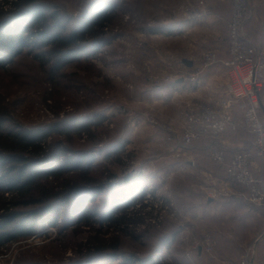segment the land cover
Instances as JSON below:
<instances>
[{
  "label": "rangeland",
  "instance_id": "obj_1",
  "mask_svg": "<svg viewBox=\"0 0 264 264\" xmlns=\"http://www.w3.org/2000/svg\"><path fill=\"white\" fill-rule=\"evenodd\" d=\"M12 1L22 3L0 0V29L6 26L9 31H19L20 27H29L27 32L38 30L30 27L29 20L17 19L20 16L18 9L11 6ZM32 1L46 14L57 12L65 26L63 34L77 28L94 4L110 22L93 30V35L84 41L88 52L66 64L55 80L57 85L46 80L48 74L38 69L31 54L26 55L28 48L22 55L8 57L0 69V99L8 105L9 120L30 131L56 124L63 129L74 120L81 124L85 118L105 116L102 125L90 128V132L97 133L95 137L101 143L95 146L102 151L96 154L92 167L94 172L106 169L115 174L111 179L114 188H106L88 205L103 211L108 206L103 203L104 197L110 201L115 195L128 204L125 222L94 223L66 235L57 234L55 228L37 227L32 236L7 243L0 264H15L20 256L40 264H75L86 249L97 247L104 253L97 264H124L128 257L139 259L142 264H210L209 259L196 263L187 260L185 247L195 250L204 235L210 233L212 237L201 220L208 206L206 198L220 186L239 191L241 187L227 181L223 167L213 163L208 155L190 156L187 151L195 144L186 147L178 141L187 106L204 100L193 94V85L184 89L185 95L176 89L172 94L168 87L190 70L184 59L192 61L193 68L204 52L215 51L216 64L224 66L232 0L229 15L227 0H219L222 19L217 24L208 20L214 0ZM248 10L244 36L258 56L264 58V0H248ZM48 21L52 23L51 19ZM175 22L188 24L183 28L184 35L180 29L170 37L163 32V36L154 33L156 28L175 26ZM261 85L260 113L264 118V70ZM67 136L74 140V147H82L87 139L86 135L77 139L74 133ZM47 139H62L69 144L64 135L53 134ZM120 143L119 150L113 151L112 147ZM252 162L253 172L264 178V157L252 152ZM4 190L10 198L11 194ZM128 191L134 194L132 198ZM244 200L257 217L252 220V231L241 242V254L254 252L257 232L264 227V209ZM223 206L212 205L208 211ZM45 230L48 235L43 234ZM112 253H117V258L111 260ZM204 253L207 257L215 255Z\"/></svg>",
  "mask_w": 264,
  "mask_h": 264
},
{
  "label": "trees",
  "instance_id": "obj_2",
  "mask_svg": "<svg viewBox=\"0 0 264 264\" xmlns=\"http://www.w3.org/2000/svg\"><path fill=\"white\" fill-rule=\"evenodd\" d=\"M20 1L22 6L17 1L10 3L13 9H18L20 17L17 19L29 20L30 27L39 29L29 32L26 31L29 27L20 26L19 31H9L6 26L0 29V69L8 57L22 55L28 48L26 55H32L38 69L48 74L46 80L53 85L58 84L55 80L67 63L81 59L88 52L84 41L93 35V30L102 29L110 22L105 12L94 4L77 28L63 34L65 26L56 11L46 14L42 7L33 5L32 0ZM109 6L115 8L113 2H109ZM8 116V105L0 99V256L7 243L32 236L37 227L55 228L57 234L66 235L94 223L125 222L128 202L116 195L110 201L104 197L103 203L108 206L103 211L88 205L106 188H114L111 179L115 174L106 169L94 172L92 167L96 154L102 151L95 146L101 142L90 128L102 125L105 116L97 114L91 119L85 118L81 124L74 120L63 129L56 124L30 131L13 124ZM73 133L77 134V139L87 136L82 147L72 146L74 140L67 135ZM53 134L66 136L69 144L62 139L48 142L47 137ZM121 146V143L116 144L112 150L117 151ZM3 188L11 194L10 198L3 193ZM128 196H134L132 191H128ZM121 205L122 212L117 214ZM43 234L49 232L45 230ZM103 256L100 248H88L75 264H97ZM109 256L113 260L117 253ZM138 260L128 257L123 262L142 264ZM15 264L40 263L20 256Z\"/></svg>",
  "mask_w": 264,
  "mask_h": 264
},
{
  "label": "built area",
  "instance_id": "obj_3",
  "mask_svg": "<svg viewBox=\"0 0 264 264\" xmlns=\"http://www.w3.org/2000/svg\"><path fill=\"white\" fill-rule=\"evenodd\" d=\"M249 18L248 0H232L228 22V57L223 61L229 78L225 85L226 96L213 103L203 102L187 106L182 133L177 135L182 146L196 141H211L205 154L217 163L224 164L225 179L241 187V190L225 187L216 191L221 195L238 194L250 203L264 209V178L253 172L252 152L244 147L236 149L225 163V149L219 143L221 136L243 127L253 136L252 146L256 155L264 157V118L260 109V91L264 58L244 36V27ZM218 62L215 51L203 53L200 62L182 75L190 85L196 84L204 69ZM242 110V117L233 113V105ZM200 247L209 255L214 253V242L209 234L204 235ZM250 251L236 262L220 264H251Z\"/></svg>",
  "mask_w": 264,
  "mask_h": 264
},
{
  "label": "crops",
  "instance_id": "obj_4",
  "mask_svg": "<svg viewBox=\"0 0 264 264\" xmlns=\"http://www.w3.org/2000/svg\"><path fill=\"white\" fill-rule=\"evenodd\" d=\"M219 2V0H214V5L210 10L211 16L208 17V20H210L209 22H211V24H217L218 21L222 19V12L220 13L218 10L220 8ZM229 3L230 0H227V15H229L228 13L230 12ZM180 22H177L178 24L175 22L176 25L172 27H161L160 29L156 28L154 33L157 34L156 36H159L162 35L163 32L164 35L170 37L176 33L177 29H180L184 35L185 33L183 28L186 29L188 24H180ZM167 25L168 24L166 23V26ZM185 32H187V30ZM193 58H195V56ZM190 62V65L184 62L187 65L186 69L191 70L193 62ZM227 74L226 68L223 65L220 63L214 64L203 70L198 82L193 84L192 87L190 84H187L186 80L182 77H177L175 82L170 83L168 89L172 94L173 89H176L175 91H177V93L179 91V93L185 95L183 92L184 89L191 87V89L194 88L193 94H197V96L201 97L204 102H215L226 96L225 85L228 81ZM172 98L173 95L171 96V99ZM232 110L236 117H242V110L238 105H233ZM252 138V134H250V132L243 127L239 128L235 132H225L219 141L221 146L225 149V163L229 160L232 153L239 147H244L249 149L251 152H255L251 144ZM209 143H211V141H196L193 143L195 144L193 148L187 151V153H189L190 156L195 157L202 154L205 155V147ZM213 163L223 167L224 173V164L217 163L214 160ZM219 188L220 189L214 191L213 196H208L206 198L208 206L203 211V216L201 217L203 218L201 220H203L206 224V228H209V232H211L214 242L215 255L207 257L202 247H196L194 248L195 250H192L189 245H186L185 257L190 262L196 263L205 261V259H209L210 264H220L222 261L236 262L244 254H241L240 252V248L242 246L241 242L246 239V235L249 234L250 230L252 231V220L257 216L254 215L253 211L250 207H248L246 203L247 201H245L240 195H221L216 191L225 187L221 188L220 186ZM217 204H223L224 206L222 209H218L217 211H208L210 206ZM257 233H259V237L256 239L255 245L253 246L254 252L251 254V260L253 264H264V227L259 229Z\"/></svg>",
  "mask_w": 264,
  "mask_h": 264
},
{
  "label": "water",
  "instance_id": "obj_5",
  "mask_svg": "<svg viewBox=\"0 0 264 264\" xmlns=\"http://www.w3.org/2000/svg\"><path fill=\"white\" fill-rule=\"evenodd\" d=\"M184 62H185L186 64H188V65L191 64V62H190V61H187L186 59H184ZM251 264H253V263H252V260H251Z\"/></svg>",
  "mask_w": 264,
  "mask_h": 264
}]
</instances>
